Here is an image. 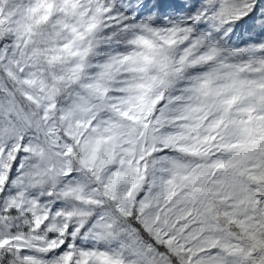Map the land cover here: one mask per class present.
Wrapping results in <instances>:
<instances>
[{
  "label": "snow or ice",
  "instance_id": "obj_1",
  "mask_svg": "<svg viewBox=\"0 0 264 264\" xmlns=\"http://www.w3.org/2000/svg\"><path fill=\"white\" fill-rule=\"evenodd\" d=\"M0 264H264V0H0Z\"/></svg>",
  "mask_w": 264,
  "mask_h": 264
}]
</instances>
